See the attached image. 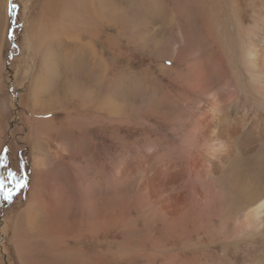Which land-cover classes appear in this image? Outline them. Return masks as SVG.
<instances>
[{
    "label": "bare ground",
    "instance_id": "bare-ground-1",
    "mask_svg": "<svg viewBox=\"0 0 264 264\" xmlns=\"http://www.w3.org/2000/svg\"><path fill=\"white\" fill-rule=\"evenodd\" d=\"M178 1L169 9L158 0H31L28 35L44 70L58 69L55 58L80 55L106 76L114 51L125 46L126 85L119 90L108 75L123 103L114 91L103 101L127 127L121 174L137 187L124 205L126 218L152 213L142 223L154 229L159 264H264V0H220V70L200 49L173 45L158 59L171 66H160L165 82L158 80L156 101L136 105L127 93L136 86L144 97L157 76L137 67L135 57L158 55L169 42H151L157 36L144 14L165 6L174 21ZM128 219L129 227L134 219Z\"/></svg>",
    "mask_w": 264,
    "mask_h": 264
},
{
    "label": "rangeland",
    "instance_id": "rangeland-1",
    "mask_svg": "<svg viewBox=\"0 0 264 264\" xmlns=\"http://www.w3.org/2000/svg\"><path fill=\"white\" fill-rule=\"evenodd\" d=\"M188 1H178L174 21L160 5L174 9L175 0H158L157 10L144 14L157 36L151 42L167 37L169 42L158 55L135 57L137 67L149 69L157 79L142 99L136 86L132 93L126 90L132 103L156 101L158 80L165 82L160 66H171V61L158 59L173 45L200 49L211 66L217 59L220 70V0ZM30 3L0 0V264H159L154 229L145 230L142 223L143 216L150 221L152 213L134 212L136 218H126L124 205L128 197L136 198L137 187L135 179L121 174L127 127L123 115H111L103 101L105 92L114 91L123 103L119 90L126 85L125 46L114 51L116 59L108 71L119 90L108 83L103 70L91 69L87 56L55 58L58 69L44 70L38 46L28 35ZM200 5L210 31L202 24ZM201 38H208V51ZM66 61H71V69ZM218 81L214 78L216 92ZM9 172L14 178L9 179ZM128 218L134 219L129 227Z\"/></svg>",
    "mask_w": 264,
    "mask_h": 264
},
{
    "label": "snow or ice",
    "instance_id": "snow-or-ice-1",
    "mask_svg": "<svg viewBox=\"0 0 264 264\" xmlns=\"http://www.w3.org/2000/svg\"><path fill=\"white\" fill-rule=\"evenodd\" d=\"M8 177H9V179H12V178H14V174L13 173H11V172H9L8 173ZM3 188V183H2V180H0V189H2ZM6 200H10V195H5V197H4Z\"/></svg>",
    "mask_w": 264,
    "mask_h": 264
}]
</instances>
